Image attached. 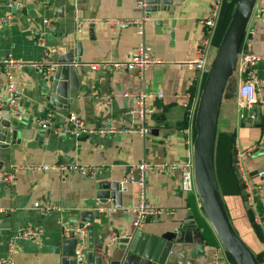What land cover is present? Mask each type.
Masks as SVG:
<instances>
[{
  "label": "crops",
  "instance_id": "crops-1",
  "mask_svg": "<svg viewBox=\"0 0 264 264\" xmlns=\"http://www.w3.org/2000/svg\"><path fill=\"white\" fill-rule=\"evenodd\" d=\"M210 4L211 0H174L168 10L146 17L145 4L141 6L139 0H24L22 6L12 7L0 0V17L12 16L11 23H0V59L10 54L20 64L14 69V77L21 107L20 115H14L7 106H0V119L10 120L19 141L0 149V171L14 174L10 182L0 181V264H9L5 258H10L11 264H57L62 225L74 217L73 210L101 211L104 207L113 211L108 217L102 214L100 220H93L92 248L87 246L94 257L102 255L104 264H209L214 249L226 252L199 197L181 191L178 172H145L144 202L160 213L139 228L133 226L134 214L129 211L140 199L137 184H127L121 207L110 200L100 204L96 198L100 181H120L130 165L184 161L192 156L195 128L190 113L196 109L205 74L195 61L203 57L206 62L211 60L217 47L211 42L202 47L201 43L202 21ZM260 5L264 0H256L255 6ZM43 18L52 25L43 26ZM77 19L87 21L80 33L75 32ZM137 21L142 22L141 34L136 33ZM34 33H42L43 46L34 42ZM243 37L249 51L264 55V19H251ZM77 43L81 46L82 66L77 67L81 88L68 108H57L45 99L40 67L69 49L76 52ZM140 43L146 56L158 62L133 71L91 68L93 63L130 61ZM249 74L261 83L254 92L259 114L253 123L239 118L245 109L238 87ZM4 85L2 68L0 97ZM190 87H195L193 95ZM141 90L160 91L163 96L151 103L154 109L146 116L144 135L122 131L141 127L138 118L127 113L135 107ZM105 94L110 95L109 104L96 98ZM49 109L57 112V124L73 113L91 128L114 127L115 131L74 138L43 130L36 121ZM217 133L215 166L226 211L236 231L252 232L259 241L251 250L264 251V242L250 222V207L235 162L238 157L249 183L256 187L257 208L264 214V59L243 74L236 68L224 94ZM229 135L231 146L226 145ZM70 163L95 166L97 172L84 177L57 168ZM42 166L54 168L44 170ZM40 201L61 206L63 213L41 215L33 207ZM187 216L195 224L187 229V242L173 244L161 238ZM27 225L42 228V236H17ZM114 235L129 236V242L114 240ZM199 244L204 248L197 253Z\"/></svg>",
  "mask_w": 264,
  "mask_h": 264
},
{
  "label": "water",
  "instance_id": "water-1",
  "mask_svg": "<svg viewBox=\"0 0 264 264\" xmlns=\"http://www.w3.org/2000/svg\"><path fill=\"white\" fill-rule=\"evenodd\" d=\"M145 16L151 12L168 10L174 0H143ZM256 0H238L225 31L209 62L207 72L199 93L194 113L195 137L192 145L193 174L197 196L202 210L217 238L225 251L232 257L235 264H261L255 253L243 241L232 225L222 195L219 190L215 170V145L219 113L224 94L230 88L235 77L238 51L249 22ZM81 46L56 55L54 60L47 63L53 69L43 78V94L51 105L66 109L80 90V78L77 67L80 62ZM16 129L10 125V120L0 119V149H8L9 144L18 143ZM126 189H122L119 181L102 180L97 184L96 198L100 204L110 200L116 207H121L122 196ZM74 217H70L62 225V240L57 264H104L102 255L93 256L86 252L84 260L78 262L75 258L77 240L70 233L66 237L63 228L68 225L84 228L87 233V246L92 248L93 220H100L102 212L98 209L73 210ZM102 225V222L100 223ZM195 226L191 216L178 226L165 231L161 238L169 243L187 242V229ZM129 242V236L120 239ZM204 245L196 246V252L203 250ZM110 264H116L111 262Z\"/></svg>",
  "mask_w": 264,
  "mask_h": 264
},
{
  "label": "built area",
  "instance_id": "built-area-1",
  "mask_svg": "<svg viewBox=\"0 0 264 264\" xmlns=\"http://www.w3.org/2000/svg\"><path fill=\"white\" fill-rule=\"evenodd\" d=\"M8 7L12 6H22L24 0H2ZM139 4L144 6V1L139 0ZM222 5V0H211V4L207 13V16L203 19L202 25L204 28V33L202 37V47H205L211 42V38L214 34L216 28V22L219 17L220 9ZM251 19L261 20L264 19V5H260L258 7L254 6L249 21ZM12 22V16L10 14L0 17V23L2 24H9ZM87 21L77 19L75 21V32L80 33L82 25L85 24ZM43 26H51V21L47 18H43L41 20ZM136 27V33H142V22L137 21L134 22ZM244 38V37H243ZM243 40V39H242ZM34 42L37 45L43 46V35L42 33H34ZM203 49V48H202ZM134 57L130 61L127 62H111L108 64H98L93 63L91 65L92 69H98L99 67H103L108 71H112L115 69H125L128 71L133 70H143L144 67L151 63V62H158V60H151L149 59L144 50L143 45L140 43L136 47ZM264 55H256L248 50L246 46V42H241L239 51H238V60H237V71L239 74H243L248 72V70L254 66L258 61L263 60ZM209 61H205L204 57L197 59L195 61V66L197 68L202 69L205 71V74L208 69ZM20 67V64L17 63L10 54L6 55L5 57L0 59V69H5V85H4V95L0 97V106L5 105L9 108L10 112L14 115H20V94L17 89L16 80L14 77V69ZM42 70L43 78L47 77L49 73L52 71V65H43L40 67ZM261 86L260 80L253 74H249L248 78L244 79L243 82L238 87V97L243 101V108L245 111L239 112V118L241 120H247L250 123H253L257 120L259 109L255 105L256 99L254 97V92L257 87ZM128 93H123V96H127ZM163 95L160 91L153 92V91H146L141 90L137 93L136 96V105L133 109L128 111L127 113L130 115H135L138 120L141 122V127L139 129L135 128H125L122 131H133L137 132L140 135H144V127L146 122V116L149 115L152 110L154 109L152 106V102L155 99L161 98ZM101 103L109 104L110 102V95L105 94L101 96H97ZM195 110H192L190 113L194 116ZM56 115L57 112L49 109L46 113L39 118L36 123L37 125L43 130H53L57 134H64L69 135L74 138H79L84 135H89L93 132L97 133H111L115 131L114 127L110 128H91L86 123L76 116L73 113H68L64 117L63 123L57 124L56 123ZM236 162V170L238 173V177L244 187V191L246 193L245 198L250 207V213L252 217V221L255 225H257L262 235L264 236V214L261 213L257 208V203L255 200V193L256 187L251 185L248 181V176L244 172V170L239 166L238 157L235 159ZM42 169H50L54 167L50 166H42ZM59 168L62 171H75L79 173L81 176L84 177H92L96 172L97 168L95 166H88L84 164H77V163H70L66 165H60ZM148 170H156V171H164V172H178L179 174V184L180 189L184 193H196L195 182H194V174H193V162L192 156L187 158L184 161H164L161 163H147L145 161H141L137 164L130 165L124 175L122 176L121 180L119 181L120 186L122 189H126L127 184L135 183L140 187V199L137 204L131 206L129 211L134 214L133 219V226L135 228L141 227L145 221L150 218L156 217L160 211L155 209L154 207L146 204L144 202V176L145 172ZM14 178V174L11 172H1L0 171V181L2 182H10ZM34 209L38 211L41 215H46L47 213H56L62 214L63 209L61 206L46 202L40 201L35 202L33 205ZM113 211L112 207H104L102 208L101 212L108 217L109 213ZM63 233L66 237L69 236L70 233H73V237L76 238V250H75V258L78 262L84 260V256L87 252V233L84 228H78L77 226L68 225L63 228ZM43 234V229L40 227H34L32 225H27L22 228V230L17 234V236L22 237L24 239H36L40 238ZM118 238H124V235L118 236L114 235V240ZM226 252L214 249L212 251V258L209 264H233L228 258L226 257ZM4 261L8 262L9 264L12 263L10 258L3 259Z\"/></svg>",
  "mask_w": 264,
  "mask_h": 264
},
{
  "label": "trees",
  "instance_id": "trees-1",
  "mask_svg": "<svg viewBox=\"0 0 264 264\" xmlns=\"http://www.w3.org/2000/svg\"><path fill=\"white\" fill-rule=\"evenodd\" d=\"M237 1L238 0H222V5H221L219 17H218L217 22H216V28H215L214 34L211 38V43L213 45L217 46L219 44V41H220L224 31H225V28L227 27V24H228V22L232 16V13H233V10L235 8ZM204 78H205V74L203 75L200 87L202 86ZM190 89H191V94L193 95L195 93V87H190ZM231 141H232V135L231 136L229 135V138L226 141V145L231 146ZM218 142H219V134L217 133L216 145H215V157H216V150H217ZM215 170H216V166H215ZM216 176H217V174H216ZM229 219H230V217H229ZM230 221H231V219H230ZM250 222L252 224V227L254 228L255 234L260 238V240H262L264 242V236L262 235L260 228L253 223L252 217L250 218ZM231 223H232V221H231ZM226 254L228 256V259L233 264H235L232 257L227 252H226ZM255 255H256L257 259L260 261V263L264 264V251L255 253Z\"/></svg>",
  "mask_w": 264,
  "mask_h": 264
},
{
  "label": "rangeland",
  "instance_id": "rangeland-1",
  "mask_svg": "<svg viewBox=\"0 0 264 264\" xmlns=\"http://www.w3.org/2000/svg\"><path fill=\"white\" fill-rule=\"evenodd\" d=\"M240 237L246 242V244L254 251L256 248V244H259V241L253 235L252 232H244L237 229Z\"/></svg>",
  "mask_w": 264,
  "mask_h": 264
}]
</instances>
